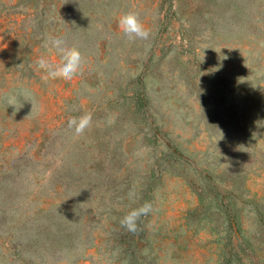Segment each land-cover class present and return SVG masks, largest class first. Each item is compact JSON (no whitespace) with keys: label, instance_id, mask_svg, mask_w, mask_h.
Masks as SVG:
<instances>
[{"label":"rangeland","instance_id":"1","mask_svg":"<svg viewBox=\"0 0 264 264\" xmlns=\"http://www.w3.org/2000/svg\"><path fill=\"white\" fill-rule=\"evenodd\" d=\"M0 264H264V0H0Z\"/></svg>","mask_w":264,"mask_h":264},{"label":"clouds","instance_id":"2","mask_svg":"<svg viewBox=\"0 0 264 264\" xmlns=\"http://www.w3.org/2000/svg\"><path fill=\"white\" fill-rule=\"evenodd\" d=\"M118 26L129 41H135L136 39L147 40L150 36V29L144 25L136 12L130 11L121 15L118 18ZM45 47L49 51L54 50L59 56V61L53 62L44 56H41L36 61L37 69L43 71L42 80L45 82L58 79L71 81L81 73L85 61L77 47L68 46L66 41L59 37H49L45 42ZM5 99L7 106H14L15 111H19L25 103L31 104L30 113L35 116L40 115L44 111L43 105L26 88H20L15 94L7 96ZM13 114L15 115V112ZM91 124L92 113L90 112L78 118H71L68 122L69 127L74 128L76 135L82 134ZM151 211L152 204L146 202L139 208L129 211L121 219V226L129 232L135 233L141 217L147 216Z\"/></svg>","mask_w":264,"mask_h":264}]
</instances>
